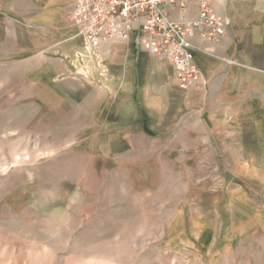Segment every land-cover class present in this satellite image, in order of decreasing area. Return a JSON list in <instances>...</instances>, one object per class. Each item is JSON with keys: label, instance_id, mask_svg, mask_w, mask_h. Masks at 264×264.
Masks as SVG:
<instances>
[{"label": "rangeland", "instance_id": "obj_1", "mask_svg": "<svg viewBox=\"0 0 264 264\" xmlns=\"http://www.w3.org/2000/svg\"><path fill=\"white\" fill-rule=\"evenodd\" d=\"M48 38L46 80L0 82V264H264V153L215 151L129 41L70 73Z\"/></svg>", "mask_w": 264, "mask_h": 264}, {"label": "crops", "instance_id": "obj_2", "mask_svg": "<svg viewBox=\"0 0 264 264\" xmlns=\"http://www.w3.org/2000/svg\"><path fill=\"white\" fill-rule=\"evenodd\" d=\"M74 2L0 0V71H8V76L0 77L2 85L5 82L16 88L13 82L30 84L34 73H42L46 80L47 35L51 40L49 48L64 57L65 63L70 65V73L74 72L73 61L68 63V57L77 55L79 44L84 43L69 21ZM213 7L228 16L231 25L217 43L198 37L193 40L194 60L207 82L203 92L182 91L173 65L165 60L160 63L157 58L141 52L136 33L129 39L128 49L116 48L119 54L125 51L132 56L140 54V65L159 69L171 80L174 97L181 99L184 123L192 120L223 122L218 126L224 137L220 145L230 148L211 145L215 151L237 153L241 146L243 151L264 153V0H213ZM197 15V7L192 5L188 18L196 19ZM112 45L107 51L114 48ZM63 71L69 68L50 70L52 76Z\"/></svg>", "mask_w": 264, "mask_h": 264}, {"label": "built area", "instance_id": "obj_3", "mask_svg": "<svg viewBox=\"0 0 264 264\" xmlns=\"http://www.w3.org/2000/svg\"><path fill=\"white\" fill-rule=\"evenodd\" d=\"M192 5L196 19L188 18ZM69 21L89 49L129 41L136 33L140 48L173 65L184 92L207 87L194 60V38L217 43L231 25L228 16L215 11L213 0H75Z\"/></svg>", "mask_w": 264, "mask_h": 264}]
</instances>
